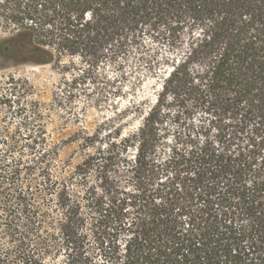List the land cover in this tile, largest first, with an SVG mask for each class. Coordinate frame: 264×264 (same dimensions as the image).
Instances as JSON below:
<instances>
[{
	"label": "trees",
	"instance_id": "16d2710c",
	"mask_svg": "<svg viewBox=\"0 0 264 264\" xmlns=\"http://www.w3.org/2000/svg\"><path fill=\"white\" fill-rule=\"evenodd\" d=\"M0 16L17 28L5 56L79 58L73 83L99 85L103 67L125 82L134 56L161 74L135 132L110 122L60 191L48 178L60 227L43 247L12 221L42 224L2 154L0 183L15 188L3 190L12 245L0 242V264H264V0H6ZM121 83L108 81L113 98Z\"/></svg>",
	"mask_w": 264,
	"mask_h": 264
},
{
	"label": "rangeland",
	"instance_id": "374dc122",
	"mask_svg": "<svg viewBox=\"0 0 264 264\" xmlns=\"http://www.w3.org/2000/svg\"><path fill=\"white\" fill-rule=\"evenodd\" d=\"M3 1L6 0H0V6ZM16 34L17 28L7 26L0 16V157L12 152L9 166H16H11L4 177L9 180L13 167L19 169L21 177L15 187L30 191L29 202L39 212L42 224L31 232L33 227H27L21 213L12 221L18 224L28 244L40 248L47 243V235L60 227L57 195L46 196L48 178L58 190L61 182L69 181L76 167L92 152L83 147L84 140L98 132L108 133L110 122L115 121L124 136L135 132L142 125L144 114L156 104L161 74H147V67L134 56L124 67L125 82H120V74L113 68L103 67L96 72L101 79L99 85L90 81L76 84L75 77L83 69L79 58L66 57L61 63L37 65L21 54L5 56L3 49ZM151 46L159 57L169 55L166 50ZM109 80L121 83L125 93L113 98ZM15 187L4 178L0 183V242L6 246L12 244L2 223L11 217L3 190L12 193ZM73 190L79 191L77 187ZM45 261L63 264L60 254Z\"/></svg>",
	"mask_w": 264,
	"mask_h": 264
}]
</instances>
